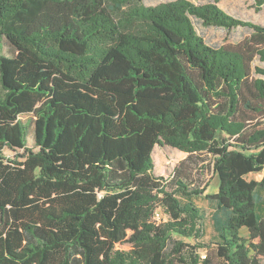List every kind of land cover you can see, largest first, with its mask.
<instances>
[{
  "label": "trees",
  "instance_id": "16d2710c",
  "mask_svg": "<svg viewBox=\"0 0 264 264\" xmlns=\"http://www.w3.org/2000/svg\"><path fill=\"white\" fill-rule=\"evenodd\" d=\"M143 1L0 0L16 52L0 57V264H264V176L247 179L264 172V25L221 0ZM195 19L252 33L215 48ZM156 146L189 155L171 179ZM207 161L214 246L184 241L201 214L178 197L202 193Z\"/></svg>",
  "mask_w": 264,
  "mask_h": 264
},
{
  "label": "rangeland",
  "instance_id": "374dc122",
  "mask_svg": "<svg viewBox=\"0 0 264 264\" xmlns=\"http://www.w3.org/2000/svg\"><path fill=\"white\" fill-rule=\"evenodd\" d=\"M174 0H144L146 6H156L161 3H166ZM193 1V0H191ZM200 4L201 2H197ZM219 7L223 9L229 16L242 21H252L257 24L264 25V7L257 10L255 0H221ZM194 26L200 36L203 37L205 42L215 48H219L227 43H238L252 33V30L244 27H237L233 29H224L216 27H205L199 20H194ZM16 54L15 49L12 48L5 39L0 40V57H12ZM254 66L263 67L258 60L254 62ZM22 119L31 125V133L28 138V147L35 149L34 144V126L29 116H24ZM23 151L5 150V154L10 159H14L18 154ZM189 155L171 147L156 146L153 152V159L155 162V174L164 179H171L175 169L179 166L180 162L185 160ZM210 159V158H209ZM264 176L263 173L251 174L247 177L248 180L260 181ZM193 177L196 179V186L201 185L203 191L199 195L192 197H183L179 195V199L183 204H193L196 206L201 214V220L196 226L199 237L184 238L186 243L214 246L219 240L218 233L215 229L214 216L221 214V209L215 200L210 196L216 194L219 190V177L214 172L213 166L210 161L205 162L203 165L199 164L193 171ZM258 210L261 216L264 217V191L257 193ZM160 223L162 220L158 219ZM241 235L248 238V232L244 229ZM202 256L205 255L204 249L200 250Z\"/></svg>",
  "mask_w": 264,
  "mask_h": 264
},
{
  "label": "built area",
  "instance_id": "2783aa9c",
  "mask_svg": "<svg viewBox=\"0 0 264 264\" xmlns=\"http://www.w3.org/2000/svg\"><path fill=\"white\" fill-rule=\"evenodd\" d=\"M157 217H158V219H161V215H160V213H157V215H156V219H157Z\"/></svg>",
  "mask_w": 264,
  "mask_h": 264
}]
</instances>
